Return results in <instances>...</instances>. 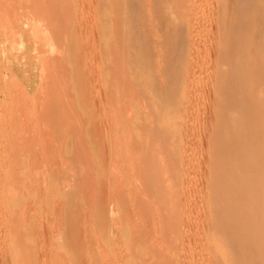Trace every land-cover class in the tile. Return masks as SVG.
Segmentation results:
<instances>
[{
  "label": "bare ground",
  "instance_id": "obj_1",
  "mask_svg": "<svg viewBox=\"0 0 264 264\" xmlns=\"http://www.w3.org/2000/svg\"><path fill=\"white\" fill-rule=\"evenodd\" d=\"M67 2L69 3L70 0ZM62 3L63 0H0V35H2L0 36V66L9 61L8 56L13 57L12 50H14V54L15 51L20 50L17 52V56L14 55L17 58V63H20V60L17 61L18 57H22L26 64L28 62V64L37 66L40 78L39 88L36 86L37 95L39 90L44 91L43 88L45 89L44 93L51 91L50 97L43 98L41 105L38 104L40 108L42 107L41 111L44 108L52 110L57 108L56 104L61 103L56 100L58 98V100H63L62 96H68L65 94L69 90L67 85L69 82L66 80L67 75L70 80L69 59L64 57V52L69 47L65 41V34L61 31L64 27H61L60 21L71 19L70 17L73 15L66 20L65 17H62L60 14ZM69 4L66 3L67 6H71V3ZM93 6L95 10L93 18L95 17V19L92 18V20L95 23L94 41L96 42L94 46L100 50L101 54H96V59L93 56L97 64H95L97 69L93 73L96 84L93 87L95 86L97 91L91 93L96 95L93 99L94 104L91 105L94 111H91V108H87V110L89 109L95 117L102 116V119L98 118L100 120L96 121V124L99 125L93 129V136L96 138L93 137L95 143L90 140L93 143H91L92 148L87 146L84 151L81 146L82 140H79L82 151L85 154L88 151L87 154L93 162L91 165L81 166L85 164V162L83 163L85 160L82 159L79 166L88 168L93 165L91 172L93 171L94 178H99L101 175V180L107 179V183L102 181L104 183L103 189H101L104 190V185H109L108 188L111 189V192L108 190L107 195H109L104 199V203L106 202L108 206L105 208L103 202L98 199L99 197L96 198L97 195L99 196L98 192H94L97 186L95 185L94 191L89 187L88 192L91 189L96 195L94 198L90 191L92 195L88 196L94 203V206L92 203L94 212L90 211L92 212L90 214H93L96 234L90 232L94 240L87 237L89 240L86 241L89 244L91 241L93 242L87 247H95V245L96 247L93 248L94 252L92 247H88L87 264H264V0H93ZM84 7L87 9L88 5L86 7L84 4ZM92 12L94 11L92 10ZM65 14L63 15L65 16ZM78 18L80 20V17ZM72 20L70 23H73ZM63 23L61 24L64 25ZM58 25L62 28H60L61 30L56 29ZM79 31L81 29L77 32L79 33ZM73 38L75 37L73 36ZM66 40L68 39L66 38ZM75 44L77 45V43ZM46 45L48 48L51 46L52 49L54 46L53 50L57 49L55 51L56 55L57 53L59 55H57L59 63L56 64L60 66L57 67L59 69L57 72H53L54 67H52L53 71L50 69L53 64L55 66L53 59L52 62L50 60V63L47 62L51 52L49 58L44 57L46 51H43L47 49ZM90 52L88 50L87 54L91 55ZM51 63L52 65L48 66ZM61 67L65 68L62 70ZM28 68L30 69V66ZM20 71L19 69L21 74ZM7 76L14 78L10 74ZM0 79H2V75ZM7 80H3L4 88L0 84V91L8 93L3 95V99L1 98L3 101L0 102V106L5 108H0L2 111L0 126L5 127L6 123L10 124L2 132L6 133L5 131L11 127L8 131L14 130V134L20 129L16 128L13 123H17L21 119L27 121L26 115L31 112L38 113L37 108L39 107L36 106V103L32 109L31 106L34 103H31V106L28 103L27 107L23 106L20 100L23 102L27 97L29 99L30 95L28 96L24 92L25 88L20 83L17 84L20 79H16L17 82H14L15 78ZM11 81L14 82L12 87L15 88L18 85V88H15L19 89L18 92H15V89V91L10 89ZM79 87L78 85L74 86V91H78ZM209 92L212 94H208ZM12 93L16 95L14 96ZM17 93L20 95L18 96ZM21 95L26 98L22 99ZM35 96L36 94L32 96L34 100ZM71 97L73 96L70 95V99ZM40 98L42 99V97ZM30 100L34 102L33 98ZM38 100L37 96V102ZM65 102L69 104L68 101L65 100ZM65 102H63L64 110H60L63 108V104L58 105L57 108L62 117L58 116L57 110H55L56 116L62 120L63 117L64 120L73 118L74 121V118L77 119L79 114H72L75 110L74 107H71L72 110L71 108L66 109ZM17 105L21 107L18 108ZM3 110L4 112L7 110V114H4ZM53 112L51 113L54 115ZM40 115V117L43 116L41 113ZM22 116L24 118H20ZM33 116H29L27 122H30L29 119L32 121ZM42 118L34 117L33 120ZM15 119L18 121L15 122ZM46 120L47 118L43 122ZM77 121L79 122V120ZM55 122L60 121L55 120ZM60 123V126L65 124ZM36 124H38L37 120ZM36 124H32V127ZM68 124L66 123V125ZM29 125L26 123L23 126ZM23 126L21 125V127ZM79 126L81 129L76 127L81 130V133L87 132L86 128L82 129L84 126ZM65 127L67 128V126ZM1 128L0 130H2ZM46 128L45 131L50 132V128ZM66 128L65 130H67ZM54 129H56V125ZM57 129H60L62 134L68 132L67 136L64 134L66 138L68 137L69 131L61 130L64 127ZM24 130L22 129L21 134L17 133L19 137L23 134L26 142L22 140V137L19 139L17 134L12 137L13 134L9 135L11 134L9 133V137L6 138L2 137L5 135L0 132L3 134H1L3 139L10 140L9 142L4 140L5 144L2 149L0 147L1 184L5 182V185L7 181L5 189L8 186L9 191L6 189L8 194L2 191L4 185L0 186V189L3 187L1 193L7 194H4V198L10 194L11 201L16 204L28 198L34 199L33 197L43 198L44 196L46 200L45 195L49 196V193L45 194L47 191H44L47 185L46 180L41 181L42 179L38 178L42 175L43 169L41 175H38L39 172H34L39 167L38 165L35 166L34 171L30 169L32 174L26 173L28 177L34 174L33 185L29 184L31 187L23 185L26 181L23 183L22 175L28 167V162H31H25L24 154L29 152V149L32 150L35 144L42 143L33 142L32 135H36L35 140L44 141V139H40L42 138L40 135H38L40 138H37V132V134L34 132L30 135L31 131L27 130V137L24 136ZM73 130L75 132V129ZM80 130H77L79 131L78 135ZM39 132L41 131L39 130ZM46 132L44 133L46 134ZM96 133L99 136H96ZM28 135L29 139H27ZM73 135H71L72 139L75 138ZM101 135L105 140L100 137ZM10 137H17L19 140L17 141L15 138L11 141ZM49 137L51 136L49 135ZM77 139H74L76 145L73 143L74 141L63 142V144L65 143L63 151L70 152L73 145L75 146L74 151L79 150ZM30 141L33 142L32 146L34 147L29 146ZM53 141H51V145H53ZM25 145L27 149H25ZM23 149H25V153L22 152ZM81 149L79 151L82 154ZM46 150L44 159L49 163L52 160L50 159L52 154L49 153L50 156H48ZM60 154L57 153V155ZM75 154L72 152V156L71 154L69 156L71 158L68 157L70 160L67 159L66 162L73 163V158L76 159ZM85 154L84 157L87 156ZM30 156L33 158L34 155ZM30 156L29 160L32 159ZM79 156L81 157V155ZM102 157H105L103 163L102 161H99L101 164L94 163ZM48 158L49 160H47ZM89 158L87 162L91 163ZM74 161L77 163L74 166L76 168L80 161ZM39 165L44 164L40 163ZM68 167L66 166V168ZM70 167L69 169L65 168L66 170L62 173L65 180L73 179L75 176ZM80 167L76 168V176L80 178L83 175L84 178L86 175L87 181L89 177L87 174L91 175L90 168L85 169L84 172L88 170L86 174L83 170V173L80 172ZM77 169L80 174L82 173L81 176L77 173ZM62 170L64 169L62 168ZM14 176L20 179L19 184L21 180L22 183L15 184L16 187L14 185L12 190L11 185L14 184L12 179H16ZM89 179L90 181L87 182L90 183H88L89 186L93 187L95 184L93 182L96 179L93 182L91 177ZM65 180L62 179L59 183L62 185V189L64 188L62 190L60 187L63 200L61 199L60 205L56 203L58 205L56 209L61 207L62 211L73 208L77 205L76 203L80 204L77 201L82 203L85 199L84 195L82 196L83 191L86 187L88 188L85 186L81 190L76 186L79 183L70 185L65 183L68 182ZM83 180L85 181V179ZM82 181L80 180V182ZM49 182L53 183L50 180ZM64 183L66 185H63ZM83 183L81 188H83ZM21 185L23 186L21 187ZM47 187L49 188V186ZM104 191H106V187ZM102 197L105 198V196ZM4 198L3 200H5ZM88 198L85 200L89 205L92 201L89 202ZM8 201L9 199L6 202L8 203ZM24 205L26 204L24 203ZM26 207L23 213V207L18 211L16 209L12 211L10 207H5L7 210L0 212V216L9 217V219L5 218L7 222L8 220L12 222L6 226L7 228L5 227L4 233V236L9 240L7 242L10 243L8 247H12L11 252L8 251V256L9 253H12V256L10 255L11 257L8 258L9 264H39L37 260L43 258V261L47 260L45 264H79L76 245L70 248L71 245L66 244L69 240L68 235L71 234L67 233L69 227L67 225L64 227V217L60 216L59 208V210L57 209L58 213H56L57 210H54L57 216L59 214V217L63 218L61 219L64 228L61 227V221H57V224L61 222L60 227L52 226L55 240H52V245L45 251L47 256L44 257L41 254L43 258H40V253H44V250H42L43 248L38 249L33 241V236L37 233L32 234L33 236L29 234L30 240L27 242L26 229L29 222L31 224L36 222L41 227L47 226V224H43L45 219L42 221L29 215ZM92 207L90 208L92 209ZM80 208L83 210V207ZM47 210L50 211V209ZM20 211L26 216L23 217L20 213L21 216L18 215L17 213ZM86 213L88 214L89 211ZM90 214L85 219H89ZM16 215L19 220L14 223L16 218L14 219L13 216L16 217ZM85 225L88 227L87 224ZM127 225L129 227H125ZM90 227L87 228L89 230L86 235H89V231L95 228L92 225ZM23 229L24 232L26 231L24 237L21 232ZM49 231L51 229L47 232L49 233ZM44 233L46 232L44 231ZM47 234L48 237L49 234ZM48 244H50V240ZM64 251L67 252V255L64 254L66 259L62 254L59 256ZM92 253L93 255H91ZM3 256V258L8 257L7 254ZM51 259L53 260L50 261ZM182 259H185L186 262H182ZM41 263L44 264L42 261Z\"/></svg>",
  "mask_w": 264,
  "mask_h": 264
},
{
  "label": "rangeland",
  "instance_id": "obj_2",
  "mask_svg": "<svg viewBox=\"0 0 264 264\" xmlns=\"http://www.w3.org/2000/svg\"><path fill=\"white\" fill-rule=\"evenodd\" d=\"M67 1H69V0H63V3H62V6L60 7L62 10H60V8H59V10L61 11V13L58 11V13H60L61 15H62V17L64 18L65 17V20H66V18H69L71 15H73V17L71 16L70 18L71 19H67L66 21H62V20H64V19H60L61 21H60V25H61V27H64L63 28V30H61L62 28L60 27V25H58V27L56 28V29H60L62 32H64V34H65V41H67V45H68V49H69V51H68V49L66 50V52H64V57H66L67 59H69V62H68V74L70 75V80H68V75H67V81L69 82V83H67V85L69 86V90H68V93L67 94H65V96H67L68 98H69V100H68V98L67 97H63L62 96V99L64 100H56V102H59V103H61V104H63V102H65V100L66 101H68V103L70 104V103H72L71 105H69V104H67V102H65V108H66V106H67V108L66 109H69V108H71V107H74L75 108V112L73 111V113L72 114H74V113H77L76 115H78L79 114V116L77 117V119L76 118H74L75 120V122L73 121V118H69V120H67V118H66V120H64L65 118L63 117V120H62V118L61 119H59L60 117H62L61 116V114H59L60 112L57 110V108H58V105H61V104H56V106H57V108H55V106H54V108L55 109H43V111H41L42 110V107L40 108V106L39 105H41L40 103H41V101H43V98H45V97H50V95H51V91H49L48 93H44L45 92V89L43 88L42 90H44L43 92L42 91H38V95H37V91H36V89H37V87L39 88V86H38V84H39V82H40V78H39V74H38V68H37V66H35V65H33V64H28V62H27V64H26V61L23 59H21V58H19L18 57V60L17 61H19L20 60V63H17L16 62V57H14V55H16L17 56V52H19L20 50H17V51H15V54H14V50H12V54H13V57H10V56H8L9 57V61L6 63H4L3 65H1L0 66V78H1V75H2V79H0V84H1V86H2V88H4V81H5V79L7 80L8 78H11V77H8L7 75H12V77H14L15 78V81L14 82H17L16 81V79L18 80V79H20V80H18V83L17 84H21V86L22 87H24L25 89V91L24 92H26L27 93V95L32 99L33 98V101L34 102H32V100H30V98L29 99H27L26 97H24V96H22L21 95V97H22V99H24V98H26L23 102H22V100H20L21 101V103H22V105L23 106H26V104L28 103L29 104V106H31L32 104L31 103H34L32 106H31V109H32V107H35V103L37 104L36 106L37 107H39V108H37L39 111H37L38 113H32L31 112V114L32 115H34L33 116V119H34V117L36 118V117H39V118H42L43 116V118L42 119H36L37 120V123L38 124H36V120H33L32 119V121H31V119H29L30 120V122H27L28 121V117L29 116H32L30 113H28L29 115H26V120L27 121H25L24 119H21V120H19L18 121V119L16 120L15 119V122H17V123H20L19 125L17 124V123H13V124H15L14 126L16 127V128H19L20 129V131L18 132L19 134H21V132H22V129L24 130V129H26V130H24V136H26L27 137V134H28V132L29 131H31V132H29V134L30 135H32L34 132V134H37V136L38 135H40V137H42V138H40L39 136L37 137L38 139L40 138V139H44V141L46 142H44L43 140L42 141H37V140H35L36 139V135H32V139H34L33 140V142H38V143H40V142H42V143H40V144H35V147L34 146H32L33 145V142L31 143V141H30V143H29V146L31 147H34L35 148V150H34V148L31 150V149H29V152H26L25 153V149H27L26 148V145H25V149H23L22 150V152L23 153H25L24 154V160H25V162H28V161H31V162H28L29 164H28V167H27V169H25L26 171H24V174H26L27 172H29V174H32L33 172L31 171L32 169H33V171H34V169H35V166L36 165H38L39 167H37L36 169H35V173H37V172H39V174L38 175H41L40 173H41V171H42V169H43V173H42V175L41 176H38V178L39 179H42L41 181H43V180H46V182H47V185H46V187H45V189H44V191H47L45 194H47V193H49V196L47 195H45V198H46V200L44 199V196H43V198L41 197V198H39V197H33L34 199H25V200H23V201H25V202H19V203H17L16 204V202H13V201H11V199H10V197L11 196H5L6 198H4L3 196H4V194H6V193H4V194H2L1 193V189L3 188V187H1V189H0V212H1V210H7V208H9L10 207V209L13 211V210H21L22 209V207H23V209H22V213H23V211H25L24 209H25V207H26V205H28L26 208L28 209V214L29 215H32L33 217H35V218H39V219H41L42 221H44V219H45V223L43 222V224H47V226L46 225H43L42 227H41V225L40 224H36V222H32V224H31V222H29V225H28V228L26 229V235L28 236V238L27 237H25L26 238V240H27V242L30 240L29 238V234H30V236L33 234V235H35L36 233H37V235H35V236H33V241L36 243V246H37V248L39 249H42V250H44V253H40V258H43V256L41 257V254L42 255H44V257H46L47 255L45 254V251H47L49 248H50V246L52 245V240H55L54 238V236H53V229H52V226L53 227H56V225H57V227L56 228H58V227H60V223L62 222V217H59V214H58V216H57V214L56 213H58L59 211V209L61 210L59 213H60V216H62L63 215V217H64V219H63V221H64V224H65V226H64V224H63V222H62V226L61 227H66V225H67V227H69V228H67L68 229V231H67V233L68 234H71V235H68V238H69V240H67V242H66V244L68 245L69 244V246H70V248H72L73 246H75V247H77V251H78V258H79V260L77 261V262H79V264H87V260H88V258L87 257H89L88 255H89V249H88V247H90V246H88L87 247V245H91L93 242L91 241H89L90 242V244L87 242L89 239H87V237H89V238H91V239H93L92 238V233L94 234H96V226H94V218H93V214H90V213H92V212H94V208L92 207V203H93V201L91 200V199H89L88 198V196H89V194H91L92 195V191H91V189H90V191L92 192H88V190H89V187L90 188H93V191H94V189H95V187L97 186V188L95 189V193L96 192H98V194H99V196L97 195V197H96V195H94L95 193H93V195H94V198L96 197V198H98V199H100L102 202H103V205H104V207L106 208V207H108L107 206V203H106V205H105V203H104V199H106V197L109 195H107V193H109V191L108 190H110V192H111V189H109L108 188V186L109 185H107V186H105L104 185V190H105V187H106V191H104V190H102L103 189V183L104 182H106L107 183V179L106 180H104V182L102 183V181L103 180H101L100 179V177H101V175H100V177L98 178V177H95L94 178V174H93V171L91 172V167L93 166H88V168H90L89 170V172H91V175H88L89 173H88V170H86L87 172H84L85 171V169L87 168V167H85V168H81L79 165L81 164V161H82V159L83 160H85V161H83V163L85 162V164H82L81 166H83V165H91L93 162L91 161V159L89 158V156H88V151H87V158L86 157H84V151H85V148L88 146V148L90 147V148H92L93 146H92V142H90V140H92L93 142H94V138L93 137H95V136H93V129H95V126L96 125H99V124H96L100 119H98V118H101L102 119V116H100V117H95L94 115H92V110H93V107L91 106V105H93L94 104V102H93V99L96 97V95L95 94H91V93H94L95 92V86L93 87V85L94 84H96V82H95V78H94V74L93 73H95V69H97V64H96V61H95V59L97 58L96 56L98 55V53H99V55L101 54V52H99L100 50L98 49V48H96L94 45L96 44V42L94 41L95 39V35H94V31H95V23L93 22V20H92V18H93V16H95V10H94V6H93V0H87V2H86V0H70V2L69 3H71V6H67L69 3L67 2ZM80 1H82V2H84L83 4L80 2ZM95 1V0H94ZM79 2V3H78ZM66 3H67V5H66ZM86 3H87V5H88V7H87V5H86ZM79 4H82V5H79ZM84 4H85V6L87 7V9L84 7ZM70 5V4H69ZM63 7V8H62ZM68 7H71L70 9L68 8ZM79 8V9H78ZM67 9H69V10H67ZM96 9V8H95ZM67 10V11H66ZM73 12H72V11ZM75 10V11H74ZM93 10L94 12H92L91 13V11ZM82 11H83V13H82ZM89 11H90V13H89ZM48 12H50L49 10H48ZM62 12H64V13H66L65 14V16L62 14ZM68 12V13H67ZM75 12V13H74ZM78 12H79V14H78ZM57 13V14H58ZM71 13V14H70ZM60 14H58V15H60ZM70 14V15H69ZM77 14H78V17H80V20H81V22H79L80 20H78L79 18L77 17ZM85 14V15H84ZM69 15V16H68ZM89 16V17H88ZM61 17V16H60ZM87 19H86V18ZM72 18H73V20H72ZM76 19V20H75ZM83 19V20H82ZM85 19V20H84ZM93 19H95V17L93 18ZM73 21V23L71 22L70 23V21ZM91 20V21H90ZM83 21V22H82ZM64 22V23H63ZM87 22V23H86ZM61 23H63L64 25H62ZM88 23H90V24H88ZM94 23V24H93ZM67 24V25H66ZM74 26V27H73ZM77 26H79V27H77ZM89 28H88V27ZM82 27V28H81ZM92 27V28H91ZM80 30L81 29V31H79V33L77 32L78 30ZM85 29V30H84ZM65 31H66V33H65ZM72 31V32H71ZM74 31V32H73ZM84 31V32H83ZM88 31V32H87ZM68 32V33H67ZM92 32V33H91ZM82 33V34H81ZM84 33V34H83ZM68 34V35H67ZM70 34V35H69ZM74 34V35H73ZM79 34H81V35H79ZM86 35H87V38H86ZM0 36H2V35H0ZM73 36L75 37V38H73ZM80 36V37H79ZM82 36V37H81ZM85 36V37H84ZM66 38L68 39V40H66ZM82 38V39H81ZM92 39H93V41H94V43H93V41H92ZM88 41H90V42H88ZM86 42V43H85ZM54 43H58V42H54ZM75 43H77V45L75 44ZM59 44V43H58ZM58 44H56L57 45V47H59L58 46ZM82 44V45H81ZM6 45H8V44H6ZM55 45V44H54ZM47 46V45H46ZM72 46V47H71ZM79 46V47H78ZM8 47V46H7ZM72 49H71V48ZM9 48V47H8ZM45 48V47H44ZM47 49H44V51L43 52H45L46 54H48L47 55V57H46V54L44 53V57L45 58H49L48 56L50 55V52H51V56H53V57H51L50 56V58L48 59V63H50V62H52L51 60L53 59V62L55 63V66H53L52 65V63L51 64H49L48 66H50V65H52L51 66V68L50 69H52V71H53V68L52 67H54V71L53 72H57V71H59V69H57V67H60L59 66V64L57 65L56 63H59L58 61H57V59H58V53H57V55H56V51H57V49H55V50H53L54 49V46H53V49H52V47L50 46L49 48H48V46L46 47ZM80 49V50H79ZM93 49V50H92ZM94 49H95V51H94ZM98 49V50H97ZM53 50V51H52ZM89 50V52L90 51H92V52H90L91 53V55L88 53L87 54V51ZM49 51V52H48ZM55 51V52H54ZM48 52V53H47ZM21 53V52H20ZM52 53H54V54H52ZM82 53H85V54H82ZM97 54V55H96ZM10 55V54H9ZM19 55V54H18ZM56 55V56H55ZM81 56H83V57H81ZM85 56H86V58H85ZM95 57V59H94V57ZM41 57H43V56H41ZM55 57V58H54ZM69 57V58H68ZM10 58H11V62H10ZM79 58H81V59H79ZM88 58V59H87ZM90 58V59H89ZM92 59V60H91ZM94 59V60H93ZM49 60H50V62H49ZM79 60V61H78ZM87 60H90V61H87ZM81 61H83V62H85L84 64H83V62L81 63ZM95 61V63H93ZM15 62H16V64H15ZM71 63H73V64H71ZM19 64V65H18ZM26 64V65H25ZM70 64H71V66H70ZM96 64V65H95ZM57 65V66H56ZM95 65V66H94ZM11 68H10V67ZM18 66V67H17ZM20 66V67H19ZM25 67V68H23V67ZM30 66V69L28 68ZM86 66V67H85ZM77 67V68H76ZM6 68V69H5ZM14 68V69H13ZM16 68V69H15ZM18 68V69H17ZM36 68V69H35ZM65 68V67H64ZM64 68H60V69H64ZM3 69H5V70H3ZM19 69L21 70L20 72H21V74L19 73ZM85 69V70H84ZM22 70H24V71H22ZM61 70V71H62ZM92 70V71H91ZM8 71H9V74H8ZM28 71V72H27ZM35 71H37V72H35ZM89 71V72H88ZM24 74H23V73ZM35 72V73H34ZM90 73V74H88L87 75V73ZM18 73H19V76H18ZM31 73V74H30ZM92 73V74H91ZM26 74H28V75H26ZM82 74H85V75H82ZM4 75V76H3ZM7 77H6V76ZM94 75V76H93ZM31 76V77H30ZM6 77V78H5ZM18 77V78H17ZM24 77V78H23ZM27 77V78H26ZM35 77V78H34ZM5 78V79H4ZM14 78H11V79H14ZM23 78V79H22ZM33 78V79H32ZM75 78V79H74ZM11 79H8V80H11ZM26 79H27V81H26ZM92 79H93V81H92ZM4 80V81H3ZM7 80V81H8ZM3 81V82H2ZM91 81V82H90ZM12 82L13 81H11V84H9L10 85V89L12 88L13 90L17 87L18 88V85L14 88V86L12 87V85H14V82H13V84H12ZM29 82V83H28ZM34 82H36V83H34ZM90 82V83H89ZM88 85H87V84ZM26 84V85H25ZM76 84V85H75ZM24 85V86H23ZM66 85V84H65ZM77 85H78V87L81 89H79L78 91H74V86H76L77 87ZM92 85V86H91ZM37 86V87H36ZM84 86H85V88H84ZM20 87V86H19ZM21 87V89H22V91H23V88ZM90 87V88H89ZM28 88V89H27ZM32 88H33V90H32ZM31 89V90H30ZM16 90V91H15ZM14 91L15 92H18L19 91V89H15ZM30 90V91H29ZM38 90V89H37ZM14 91H11V92H13V93H15ZM92 91V92H91ZM97 91V90H96ZM42 92V93H41ZM5 93H7V92H5ZM5 93H4V91L2 90V91H0V102L2 103V99H3V95H5ZM12 93V94H13ZM20 93V92H19ZM19 93H17V95L19 96L20 94ZM39 93H41V95H39ZM49 93H50V95H49ZM96 93V92H95ZM1 94H2V96H1ZM8 94V93H7ZM11 94V93H10ZM36 94V98H35V100H34V97H32V96H34V95ZM47 94V95H46ZM208 94H212V92H209ZM207 94V95H208ZM14 95V94H13ZM16 95V94H15ZM14 95V96H15ZM26 95V96H27ZM44 95V96H43ZM49 95V96H48ZM70 95L71 96H73V97H71V99H70ZM10 96V95H9ZM8 96V97H9ZM14 96H13V98H14ZM18 96H17V98H18ZM37 96H38V102H37ZM88 96H89V98H88ZM93 96V97H92ZM209 96V95H208ZM40 97H42V99L40 98ZM2 98V99H1ZM64 98H66V99H64ZM74 98V99H73ZM41 99V100H40ZM28 100H30V101H28ZM70 100H72V101H70ZM20 101H19V103H20ZM40 101V102H39ZM70 101V102H69ZM30 102V103H29ZM0 103V104H1ZM18 103V104H19ZM28 104H27V106H28ZM39 104V105H38ZM74 104V105H73ZM55 105V104H54ZM18 106V105H17ZM16 106V107H17ZM26 106V107H27ZM63 106V108H61L60 110H64V104L62 105ZM62 106H59V107H62ZM80 106V107H79ZM84 106V107H83ZM88 106V107H87ZM21 106H18V108H20ZM0 108L1 109H3L4 108V106H3V108L0 106ZM73 108V109H74ZM83 108V109H82ZM87 108H91V111L88 109L87 110ZM1 109H0V111H1ZM5 109V108H4ZM7 109V108H6ZM14 109V108H13ZM13 109H10V110H13ZM17 109V108H16ZM22 109V108H21ZM10 110H9V112H10ZM27 110V109H26ZM47 110H48V112H47ZM55 110H57L58 112H57V114H59L58 116H60L59 118H58V116H56L57 114H56V111ZM71 110H72V108H71ZM31 111V110H30ZM29 111V112H30ZM45 111V112H44ZM52 111H54L53 113H54V115L51 113ZM78 111H79V113H78ZM86 111H87V113H86ZM94 111V110H93ZM3 112H4V110H3ZM7 110H5V112H4V114H7ZM19 112V111H18ZM17 112V113H18ZM72 112V111H71ZM89 112L91 113L90 115H89ZM40 113L41 114H43V116L42 117H40L41 115H40ZM44 113H45V115H47V116H45L44 115ZM51 113V114H50ZM0 114H2V111H1V113ZM49 114H50V116H52V117H54V118H50V116H49ZM88 114V115H87ZM93 114H94V112H93ZM92 115V116H91ZM75 116V115H74ZM73 116V117H74ZM95 118H94V117ZM1 117L2 116H0V120H1ZM57 117V119H55ZM76 117V116H75ZM20 118H24L23 116L22 117H20ZM30 118V117H29ZM45 118H47V120L45 121L46 122V124H47V122H48V124L46 125L45 124V122H43L44 120H45ZM79 118V119H78ZM53 119H55L56 121H60V122H62V124H64L63 126L61 125L60 126V122H55V120H53ZM24 120V122H23V124H21V122ZM51 120H53L52 122H51ZM77 120H79V122L77 121ZM81 120V121H80ZM34 121V122H33ZM64 121H66V122H64ZM73 121V123H72V125L74 126V125H76L77 127H81V126H79V125H82V126H84V127H82V129L84 128H86L85 130L88 132V133H90L89 135H87L88 133L87 132H85L84 131V133H81V128L79 129V128H77L76 126H74V127H76V128H74L72 125H71V122ZM97 121V122H96ZM13 122H14V120H13ZM27 123V125H29L30 123H32L33 125H35L36 124V126H34V127H32V124L31 125H29V126H23V125H25L26 123ZM53 122H55V123H53ZM68 122H69V124H68ZM77 122H78V124H77ZM53 123V124H52ZM66 123L68 124V125H66ZM8 126H10V124H8V123H6ZM5 124V125H6ZM12 124V125H13ZM58 124V125H57ZM5 125H3V126H5ZM7 125L5 126V127H2V126H0V128L2 129V130H0V132H2L3 131V129L4 130H6L7 128ZM21 125L23 126V127H21ZM40 125V126H39ZM45 125V127H43ZM52 125V126H51ZM55 125H56V129H54L53 130V128L55 127ZM13 126V127H14ZM51 126V127H50ZM59 128H61V127H64V129H61V130H65V126H67V130H65V132L66 131H69V135H68V137L66 138L65 136H64V134L66 135L68 132H66V133H64V134H62V132L60 131V129L58 130L57 128L58 127ZM69 126H72V127H69ZM31 127H32V129L34 128L35 129V131H33L32 129H31ZM43 129V131H42V129ZM46 127H48V128H50V132H48L49 131V129H47ZM10 129H11V127H9ZM9 128H8V130H9ZM16 128H15V130H16ZM36 128H37V131H36ZM45 128L48 130H46L45 131ZM52 129V130H51ZM73 129H75V132H74V130ZM5 131L6 133H4V132H2V133H4V135L5 136H2V137H6V138H8L9 137V135H12L13 134V132H14V130H11L10 132L9 131ZM28 130V132H26ZM39 130L41 131V132H39ZM73 132H72V131ZM77 130H80V133H79V135H78V133L77 132H79V131H77ZM53 131V132H52ZM56 131V132H55ZM16 132V131H15ZM14 133V134H17L18 135V137H19V134L18 133ZM26 132V133H25ZM37 132V133H36ZM44 132H46V134L44 133ZM52 132V133H51ZM57 132H59V133H61V134H57ZM83 132V131H82ZM2 133H0V147H1V149H2V147H3V145L5 144L3 141L5 140V142H9L10 140H6V138H2L1 137V134ZM9 133H11V134H9ZM72 133H74V134H76L77 136L75 137ZM87 133V134H86ZM9 134V135H8ZM14 134L12 135V137L14 136ZM26 134V135H25ZM52 134V135H51ZM54 134V135H53ZM85 136V138H84V136ZM102 134V133H101ZM3 135V134H2ZM23 135V134H22ZM20 136V137H22L23 138V136ZM44 135H46V136H44ZM49 135L51 136V137H49ZM57 135V136H56ZM63 135V136H62ZM71 135H73L75 138L74 139H76V138H78L77 139V141H76V143L78 142V145H77V147L79 146L80 147V149L82 148V149H84V151H82V149H81V151H82V154L80 153V149L79 150H77L76 149V151H74V145H73V149L70 151V152H65V151H63L64 150V148H65V143L63 144V142H66L67 143V141H69L70 143L72 142V141H74L73 143L75 144V140L74 139H72L73 137L71 136ZM99 136V134H97L96 133V136ZM104 135V134H103ZM103 135H101L100 137L101 138H103L104 136ZM60 136H62L63 137V139H62V137H60ZM67 136V135H66ZM80 138H79V137ZM92 136V137H91ZM12 137H10V138H12ZM19 137V139H21ZM29 135H28V138L27 139H29ZM34 137V138H33ZM44 137V138H43ZM1 138H2V140H1ZM15 138H17V137H14V138H12L11 139V141L14 139L15 140ZM52 138V139H51ZM55 138V139H54ZM59 140V138H60V140L58 141L57 139ZM82 138V139H81ZM86 139L87 140V142H85L84 141V139ZM89 138V139H88ZM93 138V139H92ZM96 138V137H95ZM18 138H17V141L19 140ZM31 139V138H30ZM104 140H105V138H103ZM22 140H25V142H26V139L25 138H23ZM54 140V141H53ZM79 140H82V147L79 145ZM28 141V140H27ZM49 141V142H48ZM51 141H53L52 142V144L53 145H51ZM56 141H57V143H56ZM44 143V144H43ZM56 143V144H55ZM61 143V144H60ZM85 143H87V144H85ZM92 143V144H91ZM95 143V142H94ZM27 144V143H26ZM42 144V145H41ZM80 144H81V141H80ZM91 144V145H90ZM40 145V146H39ZM76 145V144H75ZM96 145V144H95ZM52 146V147H51ZM63 146V147H62ZM92 146V147H91ZM41 148V150L39 151V149ZM51 147V148H50ZM55 147V148H54ZM76 147V148H77ZM78 147V148H79ZM29 148V147H28ZM42 148H43V150H42ZM0 149V150H1ZM45 149H47L46 150V152H47V155L50 153V154H52L51 155V158L50 159H54L53 161L52 160H50L49 161V163L44 159L45 158V156H46V153H45ZM53 149V150H52ZM57 149V150H56ZM33 151V153H35V154H33V153H31L30 154V152L31 151ZM48 151H50V152H48ZM40 152V153H39ZM56 152V153H55ZM72 152L73 153H76L75 154V157H76V159L75 158H73L74 160H76V162H79L80 161V163H78V167H80L81 168V171L80 172H82V170H83V172L84 173H88L87 174V177H88V180L87 181H90V177L92 178L91 179V181L93 182L95 179V181L93 182V183H95L94 184V186L93 187H91V186H89V182H87L86 181V175H85V177L83 178L82 176H81V174L83 173H79V170H80V168H79V170H78V174H80V178H79V176L77 177L76 176V173H75V171H76V168H78V167H76V168H74V166H76V164L77 163H75V161L74 160H72L73 161V163H69V161L68 162H66V160L67 159H69V158H71V157H69L70 156V154H71V156H72ZM43 153H45V154H43ZM57 153L58 154H60V155H57ZM84 153V154H83ZM50 154L48 155V156H50ZM85 154V155H86ZM26 155V156H25ZM30 155H34L33 156V158L30 156ZM41 155V156H40ZM45 155V156H44ZM62 155H64V156H62ZM79 155H81V157L79 156ZM83 155V156H82ZM29 156H30V158H32L31 160H29ZM47 156V157H48ZM53 156V157H52ZM55 156V157H54ZM58 156V157H57ZM62 156V157H61ZM46 157V158H47ZM61 157V158H60ZM69 157V158H68ZM83 157V158H82ZM49 158L47 159V160H49ZM86 158V159H85ZM88 158L90 159V161H91V163H89V162H87V160H88ZM101 158V157H100ZM38 159H39V161H38ZM59 159V160H58ZM63 159H65L64 161H63ZM96 159H98V158H96ZM105 159V157L103 158L102 157V159H98V161L97 162H94V163H98L99 161H102V163L105 161L104 160ZM108 159V158H107ZM70 160V159H69ZM104 160V161H103ZM38 161V162H37ZM58 161H59V163H58ZM37 162V163H36ZM44 162V163H43ZM46 162H47V164H46ZM54 162V163H53ZM57 162V163H56ZM86 162H87V164H86ZM33 163H35L34 165H33ZM44 164V165H39V164ZM69 165V167H70V169H72V172L75 174V176L73 177V179H67L68 180V182H65V183H67V184H70V185H76V184H78V185H76V186H78L81 190H83L84 188H85V186H88V188L86 187V189L83 191V194H82V196L84 195V198L85 199H87L88 198V201L89 202H91L89 205H91V206H89L88 204H87V200H85L84 198V200L82 201V203L80 202V201H77V202H79L80 204H78V203H76L77 205H75V206H73V208H71V209H68L67 211H62V208L60 207H57V209H56V206H58L56 203H61L62 201H61V199H62V197H61V193H62V190L64 189H62V185H60L59 183H60V181L63 179V180H65V178H64V176H62V173H63V171H65L66 169H69V167H68V165ZM73 164V165H72ZM98 164H101V162H99ZM0 165L2 166V164L0 163ZM59 165V166H58ZM68 167V168H66V166ZM0 166V168H2ZM34 166V168H32ZM64 166V167H63ZM42 167H44V168H42ZM49 167V168H48ZM59 167V168H58ZM47 168V169H46ZM62 168L64 169V170H62ZM66 168V169H65ZM87 168V169H88ZM31 169V170H30ZM40 170V171H39ZM48 172H47V171ZM4 171V170H3ZM6 171V170H5ZM4 171V172H5ZM47 173H46V172ZM0 174H2V171L0 172ZM24 174L22 175L23 176V185L24 186H26V187H31L32 185H33V182H34V174H33V176L31 175V177L29 176H27L28 174H26L25 176H24ZM16 176V175H15ZM14 176V178H16ZM62 176V177H61ZM25 177V178H24ZM29 179H28V178ZM41 177V178H40ZM59 177V178H58ZM77 177V178H76ZM27 178V179H26ZM82 178V179H81ZM94 178V179H93ZM103 178V177H102ZM16 179H17V182H15L16 181ZM16 179H12V182L14 181V184L13 185H11L12 186V190L14 189L13 187H14V185L15 184H19V182H20V179H18V178H16ZM60 179V180H59ZM77 179V180H76ZM83 179H85V181L83 180ZM100 179V180H99ZM19 180V181H18ZM49 180L50 181H53V183L52 182H49ZM67 180H65V181H67ZM80 180L82 181V182H84L83 183V188H81V185H82V182H80ZM33 181V182H32ZM96 181H97V183H96ZM1 176H0V184H1ZM4 182V181H3ZM45 182V181H44ZM48 182H49V184H48ZM71 182V183H70ZM5 183V182H4ZM4 183H2L0 186H2V185H4ZM21 183H22V180H21ZM20 183V184H21ZM51 183V184H50ZM63 184V185H66V184ZM86 183V184H85ZM89 183V184H88ZM92 183V184H93ZM105 183V184H106ZM6 184H7V181H6ZM5 184V185H6ZM17 184V185H18ZM19 184V185H20ZM26 184V185H25ZM29 184H31V186L29 185ZM57 184V185H56ZM85 184V185H84ZM5 185H4V188L2 189V191H4V192H7V194H8V191H9V189H7L8 188V186H6V189L8 190H6L5 189ZM23 185H21V187L23 186ZM96 185V186H95ZM11 186L9 187L10 188V190H11ZM35 186H36V184H35ZM34 186V187H35ZM47 186H49V188L47 187ZM15 187H16V185H15ZM20 186H19V188H21ZM60 187H61V189H60ZM64 187V186H63ZM100 187V189H98ZM17 188H18V186H17ZM48 190H47V189ZM102 188V189H101ZM6 191H5V190ZM16 190V189H15ZM99 190V191H98ZM61 192V193H60ZM82 192V191H81ZM84 192H85V194H84ZM87 192V193H86ZM104 192V193H103ZM6 194V195H7ZM102 194H104V195H102ZM106 194V195H105ZM52 196V197H51ZM101 196V197H100ZM102 196H105V198L104 197H102ZM7 201V199H9V201H10V203H9V201H8V203L5 201V200H3V198ZM102 198H103V200H102ZM49 199V200H48ZM56 199H57V202H55L56 201ZM63 200V199H62ZM26 201H28V202H26ZM34 201H35V203H34ZM36 201H37V203H36ZM61 201V202H60ZM86 202V204H85V202ZM106 201V200H105ZM2 202H4V204H5V202L7 203V205L9 206H7L6 204V206L4 205V204H2ZM46 202V203H45ZM24 203L26 204V205H24ZM32 203H33V206H32ZM50 203H51V205H50ZM3 206H5V207H7V208H5V207H3ZM30 204V205H29ZM35 204V205H34ZM45 206H44V205ZM85 204V205H84ZM23 205V206H22ZM40 205V206H39ZM60 205V204H59ZM80 205H82V206H80ZM88 205V207H86ZM39 206V207H38ZM51 206V207H50ZM93 206H94V203H93ZM12 207V208H11ZM32 207V208H31ZM50 207V208H49ZM80 207H83V210L80 208ZM86 207V208H85ZM90 207H92V209L90 208ZM2 208H5V209H2ZM90 210H89V209ZM26 209V210H27ZM47 209H50V211L49 210H47ZM52 209V210H51ZM57 210L56 211V213H55V210ZM78 209V210H77ZM9 210V209H8ZM47 210V211H46ZM10 211V210H9ZM9 211H6V212H9ZM36 211H38V212H36ZM49 211V212H48ZM88 212L89 211V213L87 214L86 212ZM90 211H92V212H90ZM30 212H31V214H30ZM45 212V213H44ZM62 212H63V214H62ZM70 212V213H69ZM72 212V213H71ZM2 213H4L3 211H2ZM22 214L21 213V211L20 212H18L17 214L18 215H20V214ZM27 214V213H26ZM35 216H34V215ZM52 214V215H51ZM56 214V215H55ZM90 214V218L89 219H85V218H87V216ZM4 215H6V214H4ZM18 215H16V217L15 216H13L14 217V219L16 220L14 223H16L18 220H19V218H18ZM23 215V217H24V215L25 214H22ZM41 215V216H40ZM47 215V216H46ZM21 216V215H20ZM19 216V217H20ZM26 216V215H25ZM1 217H3V215L2 216H0V227H2V228H0V264H9V259L8 258H10L11 256H12V253H9L10 255L8 256V251H10V249L12 250V247L10 246V248L8 247L9 245L8 244H10V243H8L9 242V240L7 239V237H5L4 236V233H5V227L6 226H8V225H10L12 222L11 221H9L8 220V222L6 221V219L5 218H8L9 219V217H3V218H1ZM81 217V218H80ZM89 217V216H88ZM29 218V217H28ZM34 218V219H35ZM47 218H49V219H47ZM53 218V219H52ZM57 218V219H56ZM60 218V219H59ZM62 218V219H61ZM2 219V220H1ZM10 220H12V219H10ZM21 220V219H20ZM36 220V219H35ZM48 220H49V222H48ZM57 221H61V222H58V224H57ZM7 224H6V223ZM56 222V223H55ZM2 223V224H1ZM89 223V224H88ZM91 223V224H90ZM93 223V224H92ZM85 224H87L88 225V227H90L91 225H92V227H95V228H92V229H94V230H91V231H89V233L90 232H92V233H90L89 235H86V232H87V234H88V230H87V226L85 225ZM49 225V226H48ZM45 226V227H44ZM51 226V227H50ZM47 227V228H46ZM63 227V228H64ZM125 227H129L128 225L127 226H125ZM7 228V227H6ZM44 228V229H43ZM45 228H46V230H45ZM79 228V229H78ZM91 228V227H90ZM43 231H42V230ZM51 229V231H49V233L47 232L48 230H50ZM41 230V232H39ZM86 230V231H85ZM44 231L46 232V233H44ZM71 231V232H70ZM3 232V233H2ZM21 232H22V236L24 237V235H25V232H24V229L23 230H21ZM50 232H51V234H50ZM49 235H48V234ZM2 234V235H1ZM39 234V235H38ZM46 234L48 235V237L46 236ZM25 235V236H26ZM51 236V237H50ZM81 236V237H80ZM45 237H47V238H45ZM93 237H95V235H93ZM24 238V239H25ZM31 239H32V237H31ZM40 239V240H39ZM50 240V244H48V242H49V240ZM7 240H8V242H7ZM87 240V241H86ZM94 240V239H93ZM42 241H43V243H42ZM44 241H45V244H44ZM70 241V242H69ZM38 242L40 243L39 245H38ZM54 242V241H53ZM46 243H47V245H46ZM84 243V244H83ZM88 243V244H87ZM95 244V243H94ZM48 246V247H46V246ZM84 246V247H83ZM87 247V248H86ZM92 247V248H91ZM90 248L92 249V251H93V248H95L96 247V245H95V247L94 246H91ZM48 248V249H47ZM96 250V249H95ZM91 250H90V252H92ZM11 252V251H10ZM65 252V253H64ZM64 252H62V253H60L59 254V256H61V254H62V256H63V258H65L66 259V256L65 255H67V252L66 251H64ZM80 252V253H79ZM94 252V251H93ZM7 254V256L8 257H6V258H3L4 256L3 255H6ZM65 254V255H64ZM85 254V255H84ZM91 255H93V253L91 254ZM35 256V255H34ZM30 257H31V255H30ZM32 257H33V255H32ZM57 258H60V257H57ZM87 258V259H86ZM44 259V258H43ZM43 259H40V260H37V262H39V264H43V263H41V261L42 262H44V264H45V262L47 261L46 259L43 261ZM84 259V260H83ZM32 260H34V259H32ZM53 259H51L50 261H52ZM186 262V260L185 259H182V262ZM35 264H38V263H35ZM47 264H50V263H47ZM52 264V263H51ZM118 264V263H117ZM183 264V263H182Z\"/></svg>",
  "mask_w": 264,
  "mask_h": 264
}]
</instances>
